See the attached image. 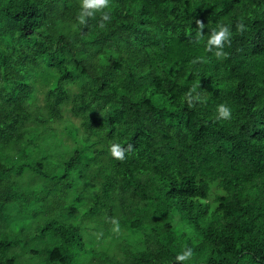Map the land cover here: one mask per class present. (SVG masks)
Wrapping results in <instances>:
<instances>
[{"label": "trees", "instance_id": "16d2710c", "mask_svg": "<svg viewBox=\"0 0 264 264\" xmlns=\"http://www.w3.org/2000/svg\"><path fill=\"white\" fill-rule=\"evenodd\" d=\"M81 6L0 0V264H264V0ZM87 222L127 244L88 247Z\"/></svg>", "mask_w": 264, "mask_h": 264}, {"label": "rangeland", "instance_id": "374dc122", "mask_svg": "<svg viewBox=\"0 0 264 264\" xmlns=\"http://www.w3.org/2000/svg\"><path fill=\"white\" fill-rule=\"evenodd\" d=\"M38 87H40L38 85ZM40 90H43V87H40ZM42 95H40L41 97ZM40 105H42L40 103ZM73 118L69 113H66L64 115V118L61 121H58L56 123H52L53 125V129H54V134L52 135L51 133L49 134V137L46 141L45 146H47L48 144H56L54 146V149L52 151H49L50 154H53L54 157H56L57 159H60L59 155L61 153H64L66 149H69L70 151H72L76 146H78L80 144V140L82 138L83 132L82 130L79 131L78 134V141H76L69 133L70 129L73 128H80L79 122L78 120H75V123L71 125V121L70 119ZM85 225L89 226L87 228V231H85V240L87 241V243H89L87 246L90 248H95L98 251H102V250H107L106 252L109 253H114V252H119V248L121 245H126L127 241L123 239L124 236H127V232L125 230H121V231H117V230H112L111 234L106 237V238H102L100 237L97 232L96 229L94 228V224L92 223H86ZM25 234H28V232H26ZM97 237V240H96ZM92 238V239H91ZM30 256L25 255L24 259L26 261H30L31 259L28 258ZM41 259L39 258H35L34 262L39 263Z\"/></svg>", "mask_w": 264, "mask_h": 264}, {"label": "clouds", "instance_id": "9594fccd", "mask_svg": "<svg viewBox=\"0 0 264 264\" xmlns=\"http://www.w3.org/2000/svg\"><path fill=\"white\" fill-rule=\"evenodd\" d=\"M109 4V0H81V10L80 14L78 15V19L81 23H86V18L92 15H95L96 11H102V23L104 21H109L111 19L110 13L107 10H104L107 8ZM201 23V26H203V23ZM239 27L241 29L244 28L243 24H240ZM231 29L229 25H220L217 30H213V34L210 36L208 41V47L211 49L212 45L218 46L216 48V54L217 56H220L223 53V45L225 42H230L231 37ZM217 118H223V119H230L232 115V108L230 105L226 103H222L218 105L217 107ZM111 151L115 157L118 158H124L125 155V149L121 147L119 144H113L111 147ZM114 224L116 228H119L118 222L114 221ZM192 256V249L191 248H185L184 251H181L177 254L176 259L179 261H187Z\"/></svg>", "mask_w": 264, "mask_h": 264}]
</instances>
